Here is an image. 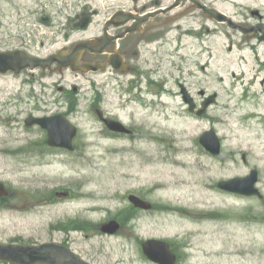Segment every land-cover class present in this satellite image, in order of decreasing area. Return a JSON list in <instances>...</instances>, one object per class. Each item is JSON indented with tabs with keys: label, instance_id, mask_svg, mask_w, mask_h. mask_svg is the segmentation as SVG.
<instances>
[{
	"label": "rangeland",
	"instance_id": "1",
	"mask_svg": "<svg viewBox=\"0 0 264 264\" xmlns=\"http://www.w3.org/2000/svg\"><path fill=\"white\" fill-rule=\"evenodd\" d=\"M19 1L28 18L9 25L1 18L5 13L0 14V45L20 44L7 40L2 27L8 26L43 55L65 45L64 35L55 32V19L66 24L96 11L88 32L73 29V41L86 39L97 34L114 0ZM31 11L47 15L52 26L29 18ZM192 45L186 47L185 62L180 57L164 62L166 87L152 88L153 94L150 89L126 94V81L120 84L113 76L65 72L68 86L79 87L71 92L69 109L79 128L73 153L47 152L46 132L25 125L31 114L58 111L51 100L53 94L58 99L63 76H0V181L10 188L9 198L0 201V244L56 242L91 264H151L143 261L141 242L159 238L171 241L188 259L185 264H264V200L231 198L216 187L220 180L248 175L255 168L264 195V137L243 127L245 104L239 91L232 92L235 78L226 70L223 82L220 76L218 83L208 77L219 95L209 118L192 122L186 117L177 94L182 71L175 70L185 64L193 69ZM186 79L193 89V79ZM132 95L147 106L131 103ZM98 109L128 126L132 136L117 138L105 130ZM211 127L223 141L221 158L207 156L199 143ZM228 154L232 162L225 161ZM66 191L72 197L56 196ZM130 193L151 202L153 211L132 216ZM111 219L122 224L119 235H102L101 225Z\"/></svg>",
	"mask_w": 264,
	"mask_h": 264
},
{
	"label": "flooded vegetation",
	"instance_id": "2",
	"mask_svg": "<svg viewBox=\"0 0 264 264\" xmlns=\"http://www.w3.org/2000/svg\"><path fill=\"white\" fill-rule=\"evenodd\" d=\"M25 9L19 0H0V14L5 13L1 18L9 25L27 20ZM29 13V18L35 17L37 22L45 18L51 20L46 15L37 14L38 11ZM96 14V11H87L79 14L75 20L69 19L66 24L55 19V28H58L60 35H66L65 45L54 48L53 53L45 56L32 53L34 46L29 41L18 40L19 35L10 32L8 26L6 29L2 27L8 41L16 40L20 44L14 47L0 45V52L25 50L41 59H47L53 54H62L60 57L64 58L73 55L75 46L80 42L90 41L91 47L97 52L77 51L74 58L79 64L101 65L100 74L104 77L114 74L120 84L126 81L129 87L126 94H133L136 90L142 92L144 89H150L149 92L153 94L152 88L162 90L166 87L162 79L165 76L164 62L170 63L175 57L185 62L186 47L193 44L190 47L196 48L192 54L193 69H187L188 65L185 64L182 67L176 65L175 70H179V74L182 71L177 94L182 99L185 112L196 122L209 118V113L218 104L216 97L219 95L216 83L208 77L216 78L218 83L220 76L223 82V71L226 70V74L230 73L235 78V82L230 84L233 90L230 89L232 92L239 91L245 104V107H241L244 110L242 125L249 130L261 132L264 137V0H114L111 12L99 24L97 34L73 41V29L76 27L83 33L88 32L94 25L93 17ZM87 17L90 19L89 25L81 29L79 25ZM38 72L42 77H52L57 73V65ZM186 77L193 79V89L188 85ZM64 82V87L61 84L58 89L59 103L63 114L68 115L73 103L71 92L74 93V87L68 86L67 79ZM52 96L55 100L54 94ZM213 96H216L215 100L210 103ZM185 99L191 101L192 106L189 103L187 105ZM130 102L147 106L142 97L135 95H132ZM204 105H207L205 109ZM56 113L53 111L49 116ZM103 128L107 130L105 126ZM114 135L117 138L128 136L120 133ZM44 144L49 148L47 152L62 151L49 147L47 141ZM224 152L222 147L219 155L206 153L217 159ZM225 161L232 162V155L228 154ZM244 162H247L245 155ZM221 192L242 200L263 199ZM130 207L133 214L142 215L147 212L132 205ZM177 259L178 264L187 262L180 255Z\"/></svg>",
	"mask_w": 264,
	"mask_h": 264
},
{
	"label": "water",
	"instance_id": "3",
	"mask_svg": "<svg viewBox=\"0 0 264 264\" xmlns=\"http://www.w3.org/2000/svg\"><path fill=\"white\" fill-rule=\"evenodd\" d=\"M83 44L81 45V47ZM20 54V53H18ZM18 61L12 56L1 55L0 56V70L6 72L7 70L14 68L17 64L18 68H25L29 64L34 67L35 61L27 56L16 57ZM59 116L58 118H60ZM43 127L49 131L50 145L62 146L67 149H73L72 139L77 133V129L70 123L63 122H49L47 119L38 120ZM30 124V123H28ZM111 130L125 131L123 126L114 121L107 122ZM201 143L210 152L217 154L220 150V144L218 139L212 134H205L201 137ZM257 181V173L253 172L250 177L244 179H234L228 182H221L219 187L223 190H230L233 192H239L245 195L259 194L255 188ZM7 195V191L2 183H0V197ZM130 201L136 206L150 209L151 205L143 200L131 196ZM119 228L117 222L112 221L105 224L103 231L109 234H114ZM145 254L155 262L160 264H175L176 257L169 250V245L162 241L149 240L144 244ZM0 260L11 261L19 264H86L78 260L67 248L58 246L56 244H43L39 246H16L0 245Z\"/></svg>",
	"mask_w": 264,
	"mask_h": 264
},
{
	"label": "bare ground",
	"instance_id": "4",
	"mask_svg": "<svg viewBox=\"0 0 264 264\" xmlns=\"http://www.w3.org/2000/svg\"><path fill=\"white\" fill-rule=\"evenodd\" d=\"M172 181H173L174 183L176 182V180H174V179H173Z\"/></svg>",
	"mask_w": 264,
	"mask_h": 264
}]
</instances>
